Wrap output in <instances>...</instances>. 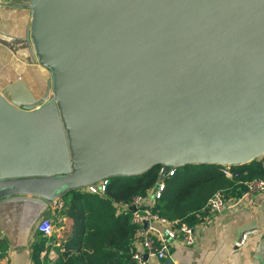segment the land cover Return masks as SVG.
<instances>
[{"label":"water","instance_id":"obj_1","mask_svg":"<svg viewBox=\"0 0 264 264\" xmlns=\"http://www.w3.org/2000/svg\"><path fill=\"white\" fill-rule=\"evenodd\" d=\"M21 1L51 80L34 101L0 89V207L264 155V0Z\"/></svg>","mask_w":264,"mask_h":264},{"label":"crops","instance_id":"obj_2","mask_svg":"<svg viewBox=\"0 0 264 264\" xmlns=\"http://www.w3.org/2000/svg\"><path fill=\"white\" fill-rule=\"evenodd\" d=\"M32 20L30 7L21 0H0V89L11 99L34 101L44 96L51 77L35 61L27 42ZM260 159V158H259ZM242 195V194H241ZM227 200L226 208L207 224L197 222L194 245L181 241L172 247L174 264H264V192ZM64 200L63 196L58 197ZM33 202L4 203L0 207V264H35L36 245L42 236L37 223L51 217L54 238L46 236L40 256L45 264H54L58 247L73 233L75 208L80 198L72 197L65 212ZM150 201L153 202L150 198ZM63 208V207H62ZM256 229L242 246L236 242L246 230ZM137 249L143 250L140 244ZM146 264H163L149 256Z\"/></svg>","mask_w":264,"mask_h":264},{"label":"trees","instance_id":"obj_3","mask_svg":"<svg viewBox=\"0 0 264 264\" xmlns=\"http://www.w3.org/2000/svg\"><path fill=\"white\" fill-rule=\"evenodd\" d=\"M220 167L218 164L176 167L173 175L164 177L165 188L151 203L152 209L169 219L195 224L205 217V206L214 193L223 191L227 199L239 196L246 190V181L264 175L259 159L233 166L232 176L223 173ZM161 168L162 165H155L139 175L109 177L103 195L82 188L63 195L66 202L62 212L72 197H81V201L75 208L73 233L58 247L54 264H136L130 262L132 251L137 248L133 208L121 211L119 203H128L138 194L147 197L158 185ZM46 241V236L41 237L36 245L35 264H45L40 253Z\"/></svg>","mask_w":264,"mask_h":264},{"label":"built area","instance_id":"obj_4","mask_svg":"<svg viewBox=\"0 0 264 264\" xmlns=\"http://www.w3.org/2000/svg\"><path fill=\"white\" fill-rule=\"evenodd\" d=\"M261 165L264 169V155L260 157ZM176 167H171L167 175H173ZM221 171L228 176L234 174L232 165H221ZM162 172V168L160 173ZM164 176V177H165ZM164 177L159 180L158 185L150 191V194L146 197L142 194L135 195L128 203H119L121 211L127 210L129 207L133 208L132 221L136 225L135 245L140 244L143 250L134 249L132 251V259L136 264H146L147 259L145 254L149 256H155L163 261L172 258V247L175 242L181 241L186 245H194L197 241L196 226L197 224H191L181 219H169L166 216L161 215L157 210L152 209V201L156 197L161 195V191L165 188ZM108 178L101 180L95 184H89L81 187L84 191L98 193L103 195L106 190ZM246 190L241 196L253 197L256 193L264 192V175L256 177L245 182ZM227 198L223 191L214 193L208 200L205 206V217L199 221L202 224L209 223L213 216L222 212L227 206ZM64 206V200L58 198L55 201V208H61ZM146 221L149 222L146 227ZM38 230L44 236H51L54 232V223L51 217H43L37 223ZM256 229L246 230L240 239L237 240L236 245L242 246L246 243L248 237L255 232ZM0 246V253H1ZM188 264V263H184Z\"/></svg>","mask_w":264,"mask_h":264},{"label":"rangeland","instance_id":"obj_5","mask_svg":"<svg viewBox=\"0 0 264 264\" xmlns=\"http://www.w3.org/2000/svg\"><path fill=\"white\" fill-rule=\"evenodd\" d=\"M81 190V188L78 189V191Z\"/></svg>","mask_w":264,"mask_h":264}]
</instances>
